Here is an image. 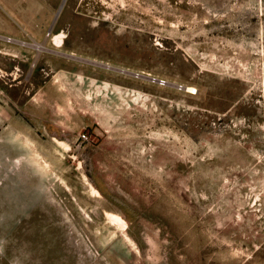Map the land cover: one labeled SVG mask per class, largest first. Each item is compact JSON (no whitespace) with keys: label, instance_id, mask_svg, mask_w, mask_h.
Returning <instances> with one entry per match:
<instances>
[{"label":"rangeland","instance_id":"374dc122","mask_svg":"<svg viewBox=\"0 0 264 264\" xmlns=\"http://www.w3.org/2000/svg\"><path fill=\"white\" fill-rule=\"evenodd\" d=\"M5 8L0 264H264V0Z\"/></svg>","mask_w":264,"mask_h":264},{"label":"crops","instance_id":"0c3cea01","mask_svg":"<svg viewBox=\"0 0 264 264\" xmlns=\"http://www.w3.org/2000/svg\"><path fill=\"white\" fill-rule=\"evenodd\" d=\"M33 0H22V2L20 0H0V4L1 5H4V8H5V5L8 9H13L12 8V5L13 3L15 2H20L21 4L23 5H28L32 2ZM37 2H44V1H48V0H35ZM5 11L8 12V10L5 8ZM27 31L29 32L30 35H40V34H43L42 31L40 30H37L36 32H34L33 30H30V29H27ZM63 36V34H56V36H54L53 40L54 42L57 41V38L60 37V36Z\"/></svg>","mask_w":264,"mask_h":264},{"label":"bare ground","instance_id":"6f19581e","mask_svg":"<svg viewBox=\"0 0 264 264\" xmlns=\"http://www.w3.org/2000/svg\"><path fill=\"white\" fill-rule=\"evenodd\" d=\"M36 46H38L39 48H43V47H44L43 44H42V45H41V44H36ZM190 88H191V87H190ZM114 215H115V214H114ZM116 217H118V216H116ZM120 218H121V217H120ZM117 222H118V221H117ZM119 222H120V221H119ZM122 222H123V221H121V223H122ZM121 223H120V224H121ZM121 225H122V224H121ZM122 226H124V225H122Z\"/></svg>","mask_w":264,"mask_h":264},{"label":"built area","instance_id":"2783aa9c","mask_svg":"<svg viewBox=\"0 0 264 264\" xmlns=\"http://www.w3.org/2000/svg\"><path fill=\"white\" fill-rule=\"evenodd\" d=\"M83 137L86 138L87 136L85 134H83Z\"/></svg>","mask_w":264,"mask_h":264}]
</instances>
